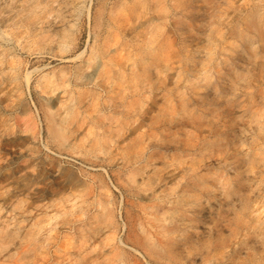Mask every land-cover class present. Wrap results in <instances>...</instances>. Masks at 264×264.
I'll return each instance as SVG.
<instances>
[{
	"label": "rangeland",
	"instance_id": "1",
	"mask_svg": "<svg viewBox=\"0 0 264 264\" xmlns=\"http://www.w3.org/2000/svg\"><path fill=\"white\" fill-rule=\"evenodd\" d=\"M133 1L0 0V264H264V100L248 138L185 154L208 127L187 124L193 142L152 156L263 0H224L195 44L175 27L180 0ZM244 81L264 94L258 71Z\"/></svg>",
	"mask_w": 264,
	"mask_h": 264
},
{
	"label": "bare ground",
	"instance_id": "2",
	"mask_svg": "<svg viewBox=\"0 0 264 264\" xmlns=\"http://www.w3.org/2000/svg\"><path fill=\"white\" fill-rule=\"evenodd\" d=\"M134 1L136 2V0ZM223 1L224 0L177 1L173 7L174 15L176 17L175 20L176 29L188 33L184 37H186V40H189L191 43L195 44V40L197 38L196 33L201 28L203 29L206 26L207 20H210V18L216 16V14L219 12V5L222 4ZM249 5L248 6L246 5L244 9V21L242 23L243 25L242 24L237 26L234 25L229 31L230 36L241 42V46L237 47L234 52L233 59H230L228 61L227 67L224 71L222 72L220 71L217 77L216 78L214 77L215 79L211 81L210 84L205 85L206 90L201 93H198L196 99L190 102L191 105L189 104L190 106L188 107V110L184 113V116L179 120V123L177 124V128L174 130L171 128L168 129L167 133H165L163 138L165 142V147L160 150L154 148L152 152L153 153L152 156L154 158L165 157L168 152H173L175 150H178L179 147H177V145L178 143H181L183 141L182 137L184 131L187 130L186 128L187 124L188 125L192 124V128L193 125L194 127H198L199 125H203V124H207L208 127L206 128L207 130L204 137L201 138L199 142L196 141V143L192 145L190 148H187L186 153L184 152L185 154H190L193 150H196L197 147H203L206 145H210L209 149L212 150L216 146L223 144L222 142H220L221 140L220 138L226 137L225 135H227V137L229 136L230 139H233V141H235L237 137L238 138L243 137L244 139L248 138V135L244 137L245 132L253 133L255 131V128H253V126L251 127L250 123L251 122L253 123L257 119L259 114H261L264 94H262V92L259 90L260 87L252 88L249 85H247L244 80L247 78V76L257 71L258 73H261L264 76V0L262 4L255 3L253 7H250ZM137 8L138 7H136V9ZM38 10L39 8L37 9V11ZM133 13H135V11H133ZM196 22H198L197 26H196ZM254 34L259 36L261 40V44H257L254 41L252 37V35ZM62 38L64 39V36ZM165 43H167V41H165ZM82 55L79 54L78 56H82ZM245 97H247L248 100L251 101V103L250 102L249 104L244 103ZM176 130L182 132H178V134H175L174 132ZM58 131H59L58 128L53 127V134L55 136L59 134ZM187 131H186V136L190 137L193 142V140H195L192 139L194 132L192 133L191 130L190 132ZM245 144L247 143L245 142ZM248 153L249 154L246 157L248 158V161L253 160L254 155L252 154L253 153L252 149H250V152ZM250 185H251L250 177L246 175L240 177L238 182L234 185L235 190L234 192H232V194H230V197L232 199L228 201V203H226L227 207L223 211V216H222V217H226L227 221L229 220H231L230 222L239 221V218L236 217L229 218V216H233L232 214H234L232 210L230 211V206L231 205L235 206L237 202H245V197L244 196L242 197V194L247 187H250ZM185 186L188 190H191L193 188V186L190 184H185ZM244 186L246 187L244 188L243 192H241ZM216 232H218V230H215L213 234ZM205 235H201L197 237L189 236L188 242L190 246L191 247L200 246L201 241ZM216 235H218V239H219L220 238L219 233H216ZM213 237H215V235H213ZM148 244H149V239H148ZM29 246L31 247V245ZM167 246H168L167 250H169L170 252H174L176 256H180V254L182 253V246L180 247L176 242L173 243L170 242ZM31 253H29V255ZM7 256L13 257L14 255L10 253Z\"/></svg>",
	"mask_w": 264,
	"mask_h": 264
}]
</instances>
